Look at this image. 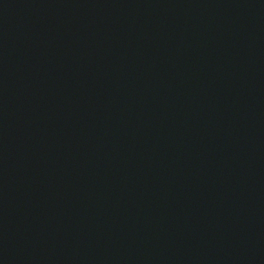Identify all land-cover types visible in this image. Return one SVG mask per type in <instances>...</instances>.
<instances>
[{"label": "water", "instance_id": "obj_1", "mask_svg": "<svg viewBox=\"0 0 264 264\" xmlns=\"http://www.w3.org/2000/svg\"><path fill=\"white\" fill-rule=\"evenodd\" d=\"M0 264H264V0H0Z\"/></svg>", "mask_w": 264, "mask_h": 264}]
</instances>
